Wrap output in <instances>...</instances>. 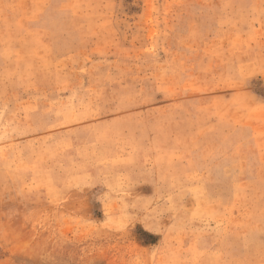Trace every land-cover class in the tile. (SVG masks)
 Listing matches in <instances>:
<instances>
[{"label": "rangeland", "instance_id": "374dc122", "mask_svg": "<svg viewBox=\"0 0 264 264\" xmlns=\"http://www.w3.org/2000/svg\"><path fill=\"white\" fill-rule=\"evenodd\" d=\"M0 264H264V0H0Z\"/></svg>", "mask_w": 264, "mask_h": 264}]
</instances>
